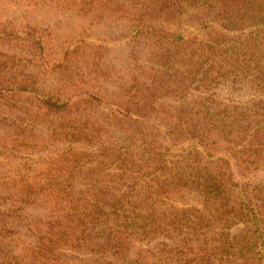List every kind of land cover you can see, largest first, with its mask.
<instances>
[{
	"label": "rangeland",
	"instance_id": "374dc122",
	"mask_svg": "<svg viewBox=\"0 0 264 264\" xmlns=\"http://www.w3.org/2000/svg\"><path fill=\"white\" fill-rule=\"evenodd\" d=\"M142 178L183 225L133 236L125 261L179 264L181 240L199 264H244V242L225 263L203 242L248 240L232 213L264 198V0H0V264H120L92 231L63 227L54 247L31 232L70 207L66 189Z\"/></svg>",
	"mask_w": 264,
	"mask_h": 264
},
{
	"label": "trees",
	"instance_id": "16d2710c",
	"mask_svg": "<svg viewBox=\"0 0 264 264\" xmlns=\"http://www.w3.org/2000/svg\"><path fill=\"white\" fill-rule=\"evenodd\" d=\"M180 81L181 80L178 77L176 86L182 90L183 83ZM184 99V101L189 100L187 98ZM198 100L199 98L197 97L193 98V104H199L200 101ZM196 153L198 155L200 151L196 150ZM155 154H158V152ZM197 155H178V163H182L183 167H186L189 164V159L197 157ZM157 156H155V158H157ZM174 158L175 157H173V159ZM161 159L162 155L159 154L156 163H166L164 159ZM190 164L192 165V163ZM179 165L178 168H181ZM196 174L199 179L205 180V176L201 171H197ZM147 179L148 178H142L139 182L133 181L132 183L128 182V184H121V186H126V189H123L120 184L119 188L115 186L113 180H109L104 186V189L103 186H101L92 190V185L89 186L87 183L86 186L88 187V193L82 194L81 197L79 195L74 196L70 190L66 189L67 193L65 199L68 200L70 207L65 210L61 216L55 212L50 214L48 220L44 222L45 225H49L47 231L43 232V230H40L39 226H37V229L35 230L36 232H31V234L36 236L37 240H48V242L54 247L58 244L57 241L61 237L60 232L64 230L63 227H71L73 230L76 229L78 232H73V235H76V240L81 238L79 236L83 235V233L92 231V241L94 242L92 246L93 251L97 253L107 251V253L112 254L114 261L116 260L120 264H132L133 262L125 261L124 258L125 252L128 251V246L130 247L133 236L136 235L141 238L143 237L145 240L156 236L159 232L162 233L167 229L168 225H173L174 229L183 225V223L180 222L182 217L177 212L174 213L173 218L169 217L168 221L167 218L160 217L156 213L155 207L159 203H168L167 199H171V197L161 183L154 181L151 178ZM100 182V180H97L92 184H95L93 186H96ZM84 183L85 182H83V184ZM104 184L105 182L103 185ZM220 190V187H215L213 189V196L218 197L215 201L218 207H225L226 203H224V196L220 194ZM229 191L235 194L234 191L230 189ZM206 193L207 190L205 189H202L199 192L204 200L207 199ZM244 193H247L246 189H244ZM240 196V194L237 195V197ZM216 211L219 212V208H217ZM8 214L10 213L8 212ZM213 214L214 216L212 219H218L217 215L215 213ZM232 216L233 218L239 217V221H242L244 225L248 224V228L245 226V230L248 229V232L244 234V238L248 237V240H230V234L228 240H226L223 238L224 232H222L220 234L221 237L218 238V240H215L214 242L205 241L203 243L208 244V246L211 247L210 249L216 248L218 250L216 255L219 258V261L225 263L228 259L227 255H229L228 249L232 247V245H236L237 243L242 245L244 242V246L240 247L242 251L245 249L246 253L242 254V256L237 254V258L242 259L241 262L244 264H264V198H261L256 202L250 200L247 211L240 209L237 212H233ZM219 219L222 220L221 217ZM2 228L6 229L7 227L2 226ZM29 229H31L30 226ZM221 229L222 228H220V230ZM96 238H102V240L95 241L94 239ZM186 245L187 244L181 243V240L180 242L179 240H175L173 245H171L172 249L169 251H175L176 254H179L180 257L178 256L177 258L178 261H181L179 264H199L198 261L194 262V260L186 258V255H184L186 254L184 250H187L188 247ZM167 246L168 244L161 242L160 245L155 246V248L152 249L154 251H152L151 255L155 256L159 251L160 254H162ZM41 247L43 250L47 249L45 244H42ZM200 251L203 252L202 248ZM45 257L47 256L44 255V258ZM168 262L172 264L174 262L173 257H170ZM13 264L26 263L15 261Z\"/></svg>",
	"mask_w": 264,
	"mask_h": 264
}]
</instances>
